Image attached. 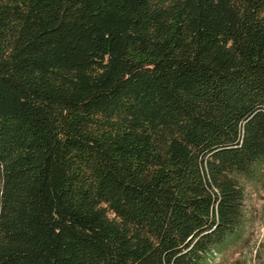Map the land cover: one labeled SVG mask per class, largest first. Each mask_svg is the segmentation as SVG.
Instances as JSON below:
<instances>
[{
	"label": "trees",
	"instance_id": "1",
	"mask_svg": "<svg viewBox=\"0 0 264 264\" xmlns=\"http://www.w3.org/2000/svg\"><path fill=\"white\" fill-rule=\"evenodd\" d=\"M264 179V0H0V264H210Z\"/></svg>",
	"mask_w": 264,
	"mask_h": 264
},
{
	"label": "rangeland",
	"instance_id": "2",
	"mask_svg": "<svg viewBox=\"0 0 264 264\" xmlns=\"http://www.w3.org/2000/svg\"><path fill=\"white\" fill-rule=\"evenodd\" d=\"M245 211L243 238L210 264H264V179L245 181Z\"/></svg>",
	"mask_w": 264,
	"mask_h": 264
}]
</instances>
